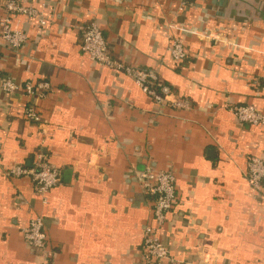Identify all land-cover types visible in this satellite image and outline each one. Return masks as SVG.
Listing matches in <instances>:
<instances>
[{
	"label": "crops",
	"instance_id": "1",
	"mask_svg": "<svg viewBox=\"0 0 264 264\" xmlns=\"http://www.w3.org/2000/svg\"><path fill=\"white\" fill-rule=\"evenodd\" d=\"M41 27L0 7V27L27 35L0 45V69L18 83L47 81L48 96L0 91V264H44L22 237L40 214L47 264H140L152 198L147 166L176 175V201L159 231L164 264H264V191L248 185L250 156L264 159V128L230 107L264 114V0H18ZM96 21L116 61L154 70L191 107H160L122 72L80 50L77 27ZM179 39L188 57L175 63ZM35 106L40 123L23 119ZM209 153V154H208ZM43 157L60 172L43 204L15 165Z\"/></svg>",
	"mask_w": 264,
	"mask_h": 264
},
{
	"label": "built area",
	"instance_id": "2",
	"mask_svg": "<svg viewBox=\"0 0 264 264\" xmlns=\"http://www.w3.org/2000/svg\"><path fill=\"white\" fill-rule=\"evenodd\" d=\"M185 5V0H180V11ZM0 7L8 15L24 16L29 20L37 21L41 27H47L49 24L36 9L26 6L18 0H0ZM77 30L80 34V50L85 56L101 67L122 72L156 105L181 111L191 107L187 99L175 97L172 89L162 82L154 70L113 59L109 53L108 43L96 21L87 22L77 27ZM26 42L27 35L23 31L13 29L9 25L0 27V45L6 44L16 51ZM168 53L175 63H180L188 57V51L179 39H171ZM50 89V84L47 81L18 83L11 77L5 76L0 69V91L7 97L21 93L28 99H43L48 96ZM21 110V115L26 121L41 122V115L32 104H27ZM229 110L233 113L238 124L264 128V114L257 111L252 105H234ZM245 172L248 185L252 190L255 192L264 191V159L254 155L248 157ZM7 174L12 178H28L33 184L35 194L43 204L46 202L47 194L59 184L60 179L57 167L41 156L32 166L15 165L7 171ZM139 176L144 191L152 198L150 223L143 229L140 264H164L165 261H170V254L159 237V231L166 223L167 215L176 201V175L171 170H160L147 166ZM21 233L28 247L38 251L44 264H47L50 252L43 217L40 214L33 215Z\"/></svg>",
	"mask_w": 264,
	"mask_h": 264
},
{
	"label": "trees",
	"instance_id": "3",
	"mask_svg": "<svg viewBox=\"0 0 264 264\" xmlns=\"http://www.w3.org/2000/svg\"><path fill=\"white\" fill-rule=\"evenodd\" d=\"M162 82H163L164 84L168 85L165 81L162 80ZM168 86H169V85H168ZM169 87H170V86H169ZM170 88H171V87H170ZM171 89H172V88H171Z\"/></svg>",
	"mask_w": 264,
	"mask_h": 264
},
{
	"label": "water",
	"instance_id": "4",
	"mask_svg": "<svg viewBox=\"0 0 264 264\" xmlns=\"http://www.w3.org/2000/svg\"><path fill=\"white\" fill-rule=\"evenodd\" d=\"M209 154V153H208Z\"/></svg>",
	"mask_w": 264,
	"mask_h": 264
}]
</instances>
